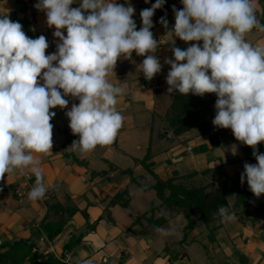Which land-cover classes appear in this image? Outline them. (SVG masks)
<instances>
[{
  "label": "clouds",
  "instance_id": "1",
  "mask_svg": "<svg viewBox=\"0 0 264 264\" xmlns=\"http://www.w3.org/2000/svg\"><path fill=\"white\" fill-rule=\"evenodd\" d=\"M38 0L34 5L55 28L56 52L46 55L49 42L44 35L33 39L8 14L0 16V180L6 174L30 169L35 184L28 199H43L47 192L40 160L33 153L49 154L53 147V124L59 107L79 100L66 112L69 128L79 139L73 151L88 153L97 146L113 143L124 117L115 107L124 89L113 85L108 76L121 57L135 52L145 57L140 69L151 81L161 72L154 55L159 41L154 39L152 17L165 0H156L141 10L142 27L137 29L130 3L116 0ZM148 0H145L147 3ZM182 9L173 6L174 26L165 36L172 45L179 38L194 43L186 49L173 46L174 58L166 76L167 92L204 96L215 93L216 114L212 124L231 129L235 139L253 149L257 163H245L241 184L259 198L264 194V154L257 145L264 142V42L252 44L247 35L264 24L256 14V0H181ZM160 23L168 29V21ZM66 29V35L62 32ZM186 61V63H181ZM41 81L43 83H41ZM63 90V94L60 90ZM221 223L237 217L230 208L218 209ZM162 236L174 229L157 228ZM2 244V243H1ZM64 261V258H61Z\"/></svg>",
  "mask_w": 264,
  "mask_h": 264
},
{
  "label": "crops",
  "instance_id": "2",
  "mask_svg": "<svg viewBox=\"0 0 264 264\" xmlns=\"http://www.w3.org/2000/svg\"><path fill=\"white\" fill-rule=\"evenodd\" d=\"M37 2L0 0V16L8 14L12 21L15 16L26 18L33 38L44 35L50 43L55 39V28L49 27L45 13L34 7ZM128 2L135 9L134 15L140 17L141 10L150 8L156 0ZM256 5L257 18L264 24V0H256ZM79 6L80 0L70 5L71 8ZM163 17L168 21V29L160 20L156 25V33L166 40L162 88L157 91L145 87L144 74L140 69L142 58L135 52L130 58H119L108 80L124 89L115 106L124 117L123 126L112 144L97 146L88 153L71 149L72 142L79 136L69 128L66 110L59 107L50 109L56 113L50 121L53 124L52 152L33 153L40 160L39 167L43 170L48 190L43 199H28V193L35 184V176L30 169L24 174L19 170L6 174L0 180L1 243L3 240L28 239L30 232L38 228L47 215L46 198L52 194V200L78 210L47 249L58 258H64L63 254L67 252L70 264H264V214L255 223L252 221L255 217L253 211L250 220L239 215L234 222L224 223L216 233L214 244H209L205 228L198 218L194 219L195 229L188 233L186 243L183 240L188 221L184 214L170 215L167 210L154 212L155 216L169 219L161 227L174 229L175 234L169 236H162L143 221V217L160 204L152 190L156 182L154 176L161 180L176 176L177 183L186 188L199 186L209 188V191L221 188L228 179L240 178L246 162L255 164L245 160L244 153L233 141L235 137L231 129H217L214 136L219 147L214 149H211V139L198 129L181 137H176L169 129L165 118L167 111L160 113L162 103L170 104L171 100L166 83L171 66L165 64L164 59L174 58L173 46L186 49L194 43L202 46L203 42H184L176 38L172 45L165 34L175 23L173 9ZM61 31L66 35V29ZM246 39L252 44L261 43L264 42V33L253 29ZM74 103L78 105L79 100L75 99ZM215 114L213 105L200 117L201 123L212 122ZM204 145L209 147V151L198 152ZM243 184L250 191L246 180ZM124 192L131 200L127 208L123 207L125 196L113 203ZM228 202L233 205L235 196H230ZM87 226L93 227L91 232L79 245L65 251L69 240L78 238ZM173 253L181 255L176 262L169 261V255Z\"/></svg>",
  "mask_w": 264,
  "mask_h": 264
},
{
  "label": "trees",
  "instance_id": "3",
  "mask_svg": "<svg viewBox=\"0 0 264 264\" xmlns=\"http://www.w3.org/2000/svg\"><path fill=\"white\" fill-rule=\"evenodd\" d=\"M14 21L21 23L26 35L33 38V32L26 18L15 16ZM168 95L172 104L170 113L168 112L165 118L173 134L176 137H181L187 132L198 129L203 135L211 139V149L219 147L214 136L218 128L212 127V122L201 123L200 121V117L204 116L205 112L215 105L216 94L206 93L204 96H198L192 93L181 95L179 92H174L172 94L168 93ZM68 135L67 138H69ZM233 141L244 153L245 160L257 163L252 155L253 149L251 147L244 145L235 138ZM257 148L260 153L264 154V142L258 144ZM207 151H209L207 145L198 149V152ZM154 178L156 182L152 190L156 193L160 204L158 207L153 208L149 215H145L143 221L153 230H156L164 226L169 219H164L163 216H155L154 212L167 210L170 215L174 213L184 214L188 224L184 230L183 243H186L188 233L195 229L194 219L198 218L205 228L209 244H214L216 233L224 226L217 214L221 205L228 206L230 211L235 212L236 217L241 215L246 220H250L251 211H255V217L252 218L254 223L258 222L264 214V194L261 195V198L255 197L251 191L245 189L244 184H241L240 178L228 179L221 188L209 191V188L206 187L186 188L184 185L177 183L178 178L176 176L169 180H161L155 176ZM232 195L235 196V202L230 205L228 198ZM124 196L123 207L127 208L131 200L129 196H126V192L119 194L113 200V203H117ZM53 198L52 194L47 195V215L40 226L30 232L28 239L7 240L0 245V264H65L61 258L52 253L46 254L45 251L62 234L78 210L71 205H63L56 200H52ZM84 217L87 220L85 213ZM92 228V226H87L78 238H71L65 246V251L79 245L82 239L91 232ZM43 245L45 249H43ZM180 256V253H173V255H169V261L176 262L180 259Z\"/></svg>",
  "mask_w": 264,
  "mask_h": 264
},
{
  "label": "built area",
  "instance_id": "4",
  "mask_svg": "<svg viewBox=\"0 0 264 264\" xmlns=\"http://www.w3.org/2000/svg\"><path fill=\"white\" fill-rule=\"evenodd\" d=\"M129 3L128 0H116V3L118 4H125V3ZM173 6H175L176 9H182L183 5L181 3V0H166L163 7L160 9H157L152 17L153 20V28L150 29L153 32V36L154 39H156L157 41H159V47L157 49V51L154 53L155 56H157L160 59V62L162 64V70L160 73L156 74L154 76V78L149 81L147 79H145V77L143 78V84L145 85L146 88L148 89H153V90H160L162 88V85L164 83V71H163V49L166 46V40H164L162 37H160L157 33H156V25L159 22V20L161 19V17L164 16L165 13H167L168 11L173 9ZM133 19L136 23L137 29L139 30L142 27V20L141 17H137L135 15H133ZM57 39L55 38L53 39V41H51L49 43V48L46 49V55L47 54H52L56 52V43H57ZM142 58V61L145 57L140 56ZM61 93L63 94V90H60ZM66 99H68L69 104L68 107L65 108L66 112L68 110H70V107L72 106V104H74L75 102V98H71V97H65ZM188 151H191V149L189 148ZM27 178H29V176L27 175ZM1 245V242H0ZM45 253H50L48 250L45 251ZM64 256V262L65 264H70L69 259L70 256L67 252H65L63 254Z\"/></svg>",
  "mask_w": 264,
  "mask_h": 264
},
{
  "label": "rangeland",
  "instance_id": "5",
  "mask_svg": "<svg viewBox=\"0 0 264 264\" xmlns=\"http://www.w3.org/2000/svg\"><path fill=\"white\" fill-rule=\"evenodd\" d=\"M171 104H172L171 100H170V104H169V102H168V103H164V105H163V103H162V105L160 106V108L163 107V109L161 108L162 110H160V113H162V112L164 113V112L167 111L166 114H165V115H167V113L170 111ZM165 105H166V106H165ZM169 105H170V106H169ZM164 107L167 108V110H166V109L164 110ZM169 113H170V112H169ZM157 122H158V121H157ZM182 183H183V182H182ZM193 183H194V182H193ZM182 185H183V184H182ZM194 185H195V184H194ZM195 186H196V185H195ZM196 188H199V186H197ZM253 212L256 214L255 211H253ZM9 241H10V240H9ZM4 242H6V240H3V241H2V243H4ZM42 247H43V246H42ZM239 260H240V259H239Z\"/></svg>",
  "mask_w": 264,
  "mask_h": 264
}]
</instances>
